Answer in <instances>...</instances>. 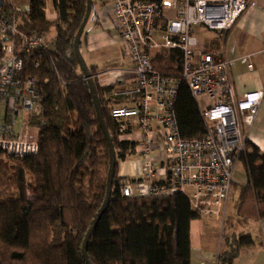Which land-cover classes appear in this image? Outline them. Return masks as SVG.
<instances>
[{
    "label": "trees",
    "instance_id": "16d2710c",
    "mask_svg": "<svg viewBox=\"0 0 264 264\" xmlns=\"http://www.w3.org/2000/svg\"><path fill=\"white\" fill-rule=\"evenodd\" d=\"M56 19L47 16L48 0H27L28 10L16 12L17 29L26 34L54 36L27 66L35 78L40 111L28 117L38 128L37 150L22 157L0 158V264H86L81 242L106 190L108 146L99 127L88 84L74 56L73 39L85 12V0H50ZM160 3L163 0H137ZM94 1L92 0V5ZM85 41L80 37L79 49ZM203 50H210L204 44ZM165 76H178L182 52L162 49L152 60ZM95 85L115 156L110 200L87 243L92 264H190V224L201 216L182 193L166 196H122L118 163L135 141L120 140L110 110L129 105L118 95L121 82L99 84L97 69L87 65ZM179 135L205 134L197 100L181 82L175 102ZM238 154L246 182H231L232 214L221 231L226 249L217 264H232L251 235L230 232L233 226L264 218V151L246 138ZM229 194V195H230ZM230 232V233H229Z\"/></svg>",
    "mask_w": 264,
    "mask_h": 264
},
{
    "label": "built area",
    "instance_id": "2783aa9c",
    "mask_svg": "<svg viewBox=\"0 0 264 264\" xmlns=\"http://www.w3.org/2000/svg\"><path fill=\"white\" fill-rule=\"evenodd\" d=\"M251 0H110V15L130 67L129 86L116 92L129 105L111 108L118 138L135 141L141 160L136 178L122 177V196L184 194L200 216L223 219L238 154L244 149V126L256 115L263 91L237 96L228 61L218 50L199 48L197 28L229 30ZM0 6V158L22 157L37 150L38 128L28 122L38 113L40 97L26 67L49 46L44 34L26 35L17 29L16 12L28 5L1 0ZM162 49L182 52L178 76L156 71L152 60ZM251 68V65H248ZM184 82L200 101L207 123L204 135H179L175 102ZM134 127L137 139L128 138ZM129 151V149L127 150Z\"/></svg>",
    "mask_w": 264,
    "mask_h": 264
},
{
    "label": "crops",
    "instance_id": "0c3cea01",
    "mask_svg": "<svg viewBox=\"0 0 264 264\" xmlns=\"http://www.w3.org/2000/svg\"><path fill=\"white\" fill-rule=\"evenodd\" d=\"M90 16L84 27L85 41L80 52L87 65L95 66L99 84L121 82L123 87L131 84L128 58L122 52L120 39L110 15V0H93ZM16 5H25L27 0H12ZM47 16L56 19V12L48 0ZM208 31V30H207ZM202 33V32H201ZM204 38L210 50L215 49L229 63L230 76L237 96L250 91H263L256 115L249 126H244L245 138L264 151V0H251L246 10L227 31H209ZM52 35H47L52 38ZM200 39V38H199ZM200 42V40H199ZM218 42V44H217ZM251 65V68L248 67ZM138 160L124 159L118 163L120 177L133 178ZM234 178L244 184L245 175L241 166ZM235 174V173H234ZM231 205V214H232ZM227 210V204L225 205ZM190 224V264H217V256L226 249L221 237L223 220L203 217ZM194 221V220H193ZM223 223V224H222ZM230 232L236 235H251L254 244L243 246L232 264H264V218L248 221L243 226H233ZM229 232V233H230Z\"/></svg>",
    "mask_w": 264,
    "mask_h": 264
},
{
    "label": "water",
    "instance_id": "95a60500",
    "mask_svg": "<svg viewBox=\"0 0 264 264\" xmlns=\"http://www.w3.org/2000/svg\"><path fill=\"white\" fill-rule=\"evenodd\" d=\"M86 1V5H85V12L84 15L82 17V20L77 28V31L74 35V39H73V51H74V56L75 59L78 63L79 66V70L81 71V73L83 74L87 84H88V88L91 94V98H92V102H93V106L95 109V114H96V118L99 124V127L102 130V133L104 135V138L107 142V146H108V155H109V163H108V170H107V177H106V190H105V196L104 199L99 207V209L97 210V212L94 214L93 219L91 220L89 227L87 228L84 237L82 239L81 242V255L83 257V260L86 264H92L88 258L87 255V243L88 240L92 234V232L95 229V226L100 218V216L102 215V213L105 211L109 200H110V191H111V184H112V179L115 173V165H116V156H115V152H114V148H113V144L111 141V138L109 136L108 130L106 128V125L104 123V118L100 109V104H99V100L97 97V92L95 89V85L94 82L92 80V77L90 75V72L88 70L87 64L80 52L79 49V41H80V37L83 33L84 27L86 25V22L90 16V12H91V8H92V0H85ZM2 2L0 0V6H1Z\"/></svg>",
    "mask_w": 264,
    "mask_h": 264
},
{
    "label": "rangeland",
    "instance_id": "374dc122",
    "mask_svg": "<svg viewBox=\"0 0 264 264\" xmlns=\"http://www.w3.org/2000/svg\"><path fill=\"white\" fill-rule=\"evenodd\" d=\"M196 32H197L198 37L200 38L199 39L200 40V43H199L200 44L199 45V48L200 49H202L204 47V44L205 43H213L212 40H210L208 38H204V35L205 36L210 35L209 34V31L204 30L202 27H199V28H197ZM53 33H54V30L51 29L49 35H52ZM217 44H218V42H217ZM198 105H200V101H198ZM136 134H137L136 129L134 127H132L128 138L135 140V139H137V137H136L137 135ZM125 153H126L125 154L126 155L125 159H128V160H138V162L136 163V165L138 166L137 169H136V173L137 174H134V176H133V178H136V177L139 176L140 166H141V160H140V157L138 156V152L131 153L130 151H126ZM3 160H6V158L3 159ZM238 167H239V164H238V162H236V164H235V171H234V173H235L234 174V178L236 177V174L239 171L238 170L239 169ZM233 199H234V193H231L229 195V197H228L227 202H226V204H227V210L226 211L224 210V215H223V219L224 220H223V223L225 222L226 218L229 215H231V205L233 203ZM197 221L198 220L196 219V220L192 221V223H195V222L197 223ZM219 221L221 222V220H219Z\"/></svg>",
    "mask_w": 264,
    "mask_h": 264
}]
</instances>
